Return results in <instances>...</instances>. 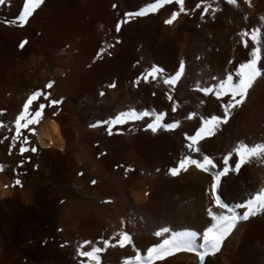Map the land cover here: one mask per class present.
I'll return each instance as SVG.
<instances>
[{"label":"bare ground","instance_id":"6f19581e","mask_svg":"<svg viewBox=\"0 0 264 264\" xmlns=\"http://www.w3.org/2000/svg\"><path fill=\"white\" fill-rule=\"evenodd\" d=\"M170 18L168 15L161 19L165 32L170 30L165 20ZM12 20L16 18L3 14L0 9V68L7 69L11 57L22 50L38 52L56 66L53 69L58 75L64 76L69 93L91 79L103 84L115 83L116 87L108 90L107 96L104 95L114 104L113 118L122 111L132 109L137 112H163L166 113L164 123L178 122L179 126L153 133L147 128L153 120L150 116L116 125L112 128V135L106 130L102 137H97L95 131L88 133L82 129L75 115L61 112L58 116L68 119L70 124H59L54 119L42 120L43 123L37 126L38 134L25 135L30 143L23 145L24 138L12 139L15 136V119L22 112L21 108L13 115L4 113L0 117V122L5 125L0 127L5 134L0 145V164L6 165V171L0 173V264H81L84 258L78 255V250L85 241L102 246L96 234L91 208L77 197L79 184L90 188L95 199L104 201L102 212L106 224H117L121 232H127L132 237V246L128 244L121 248L117 245L102 252L101 264H125L127 258L135 256V247L146 254L149 247L163 239L154 234L162 227L200 233L210 227L212 220L208 209L211 207L217 213L223 211L215 206L211 194V175L195 166H190L177 176L169 173V169L176 167L187 155L202 159V141L198 145L199 152H190L187 147L190 141L186 138L195 135L201 126V92L192 90L180 81L174 87L167 85L142 100L126 84L130 78H137L136 68H126L121 59L106 58V45L102 47L101 37L86 31L82 21L83 25H66L60 17L50 15L47 16L45 28L38 29L34 23L26 27L6 23ZM25 39L29 43L21 49L19 44ZM188 41L186 32L178 34L176 70L184 60ZM143 51L146 49H140L134 43L129 51L130 57L136 61ZM26 102L23 100L22 105ZM258 102L259 96L253 95L240 109L243 114L254 115L259 107ZM174 107L175 111L172 110ZM191 113H196V116L188 119ZM263 125L262 119L255 125L256 131L247 143L249 146L262 143L259 132ZM225 129L222 125L216 131L214 138H217V142L227 141ZM21 131L26 132L25 129ZM91 140L101 141L102 148L94 147ZM13 145L18 146L19 152L8 156ZM21 146L29 149L36 147L37 151L29 150L21 155ZM51 148L58 149L60 153L50 151ZM252 160L260 162V158ZM11 165L15 167L11 168ZM251 172L247 189L264 188V165L260 167L258 163V167H251ZM17 177L22 187L11 186ZM190 183L197 194V201L192 202L194 205H186L183 199ZM242 183L238 176H233L232 191L226 190L223 182L219 192H223L224 197L236 205L238 198L246 197ZM5 185L8 187L5 188ZM238 209L242 213L246 210ZM250 225V219L241 221L225 239L221 251L211 258H220L221 264H241L242 251L246 249L253 230ZM91 246H85L82 250H91ZM197 260L194 253L180 252L157 264H198ZM209 263L207 261L206 264Z\"/></svg>","mask_w":264,"mask_h":264},{"label":"rangeland","instance_id":"374dc122","mask_svg":"<svg viewBox=\"0 0 264 264\" xmlns=\"http://www.w3.org/2000/svg\"><path fill=\"white\" fill-rule=\"evenodd\" d=\"M24 2L25 0H6L5 4L0 5V9H2L3 14L17 19L23 10ZM204 2L211 5L207 14L203 13V5L201 8L195 7L196 4L201 3V0H185V12L181 13L177 20L170 25L168 32H165L161 19L168 17V15L171 17L173 12L179 11V5L175 2L166 4L158 11L149 12L144 16L128 17L126 15L127 13L140 11L148 4L155 3V0H44V3L36 10L24 27L29 23H34L38 29H43L47 22V16L50 15L60 17L66 25L70 23L83 25L84 23L82 27L86 31L101 37L102 47L106 45L104 47L107 54L106 58L109 60L121 59L126 68L130 70L136 68L137 78H134V80L130 78L126 84L133 93L145 100L167 86L163 83V79L174 75L177 71L175 66L179 47L176 42L180 32H186L189 40L184 53V60H186H183L185 72L180 81L192 90H196L197 85L215 87L228 74H232L234 80H238L235 73L241 63L251 59L250 53L253 47L250 40L248 41L249 47L244 46L241 33L260 28L261 37L264 40V0H237L235 5L229 4L227 0H204ZM121 21L127 22L122 23L120 31L117 32L116 25ZM134 43L140 49H146L136 61L130 57L129 53ZM262 56H264V48H262ZM43 57L45 56L38 52L22 50L18 55L15 54L11 57L7 69L0 68V83L2 82L0 85V105L4 102L0 106V117L4 113H12L11 115H13L20 110L23 111L22 101H27L33 93L39 91L43 95L33 102L30 111H35L40 104H44L43 122L46 119H54L59 124H70L68 119L58 116L59 113L64 112L66 115H75L81 128L87 130L88 133L95 131L97 137H102L105 131L108 130V125L101 122L113 119L115 114L114 104L108 97L105 98L104 96H107L111 90L112 87H109V85L112 83L104 82L103 84L91 79L86 84L84 83L85 85L81 84L74 92L69 93L67 83L63 79L64 76L58 75L54 70L56 66L52 65L46 57ZM153 65L163 68V75L154 83L153 81L144 82L141 79L143 74ZM262 67H264V60H262ZM138 79L141 80L139 84L136 83ZM49 83H52L51 88L47 87ZM101 92L104 95H100ZM200 94H202V118H209L213 115L222 116L223 105L231 99L230 96L217 99L214 94L205 95L203 92ZM253 95L259 96L258 110L254 115L243 114L240 109L241 106L247 104ZM52 100H59L60 103L52 105ZM243 104L232 109L228 122L220 125L226 128L227 141L217 142V138H214L215 135L202 140V157L208 154L217 164L216 171L221 170L223 159L229 152L233 153L229 165L234 167V162L238 160L234 148L241 142L247 144L253 135L252 133L256 131L254 129L255 125L261 119L264 120V75L256 79ZM46 111L47 113H45ZM94 124L98 126L93 127ZM37 126H30V128H37ZM25 131L21 135L22 138L31 133L29 129H25ZM2 132L3 130L0 129V145L3 144L5 136ZM259 133L262 136V143H264V128ZM91 144L96 148H102L101 141L91 140ZM17 147L14 145L8 156H14L18 151ZM214 148H217V150ZM50 151L60 153L55 148H51ZM250 162L244 164L239 172L232 171L222 180V183L224 182L226 186L225 189L229 191H232L231 180L233 176H238L239 181L243 182L245 188L243 195L246 197L238 198L236 205L234 201L225 198L223 192H220L224 202L229 207L234 208L238 214L243 213L239 211L237 206L246 203L249 198L259 191L255 188H252V190L247 189V187L251 180V167H258V163L260 167L264 165V158H260V162L253 160ZM14 167V165H11V168ZM77 197L91 208L97 232L95 233L99 236L100 241L106 238L115 244L119 240L117 234L121 230L117 224H106L102 212V208L105 206L104 201L95 199L92 190L81 184L77 187ZM183 197L186 205H194L192 202L197 201V194L192 183L186 188ZM250 220V226L253 230L249 235L246 249L242 251L241 264H264V213L251 217ZM99 231L101 232L99 233ZM101 245L103 247L102 242ZM110 248L112 247H108L106 252ZM137 249L139 248H134L135 254ZM211 257L206 258L205 264L207 261L210 262L209 264H221L220 258L212 259ZM197 263L199 264V260H197Z\"/></svg>","mask_w":264,"mask_h":264},{"label":"snow or ice","instance_id":"6c2138e0","mask_svg":"<svg viewBox=\"0 0 264 264\" xmlns=\"http://www.w3.org/2000/svg\"><path fill=\"white\" fill-rule=\"evenodd\" d=\"M173 2L179 5V11L173 12L171 18L165 20V24L171 25L175 20H177L181 13L185 12V0H155V3L148 4L140 11L127 13L126 15L128 17L144 16L149 12H156L160 8L164 7V5L171 4ZM227 2L233 5L237 4V0H227ZM5 3L6 0H0V5ZM43 3L44 0H25L23 10L19 14L18 18L16 20L6 21V23L9 25L24 27ZM202 5L203 13L207 14L211 5L206 4L204 0H201V3L196 4L195 7L201 8ZM126 22L127 21H121L117 23L116 31H120L121 24ZM241 37L245 47H249V40L251 41L253 47L250 53L251 59L245 63H241L235 73L238 80H234L233 75L228 74L227 77L222 79L215 87H201L197 85V89L205 95L214 94L217 99L230 96L231 99L228 103L223 105L222 116L213 115L209 118H202L201 126L196 131L195 135L186 137L190 141L187 145L190 152H199L200 148L198 145L200 141L204 140L206 137L215 135L219 126L228 122L231 110L244 103L248 92L252 88L256 79L264 75V67H262V60H264V56H262L264 40H262L261 37V29L255 28L251 32L245 31L241 33ZM245 37L247 39H244ZM28 43L29 41L27 39L22 40L19 47L23 49ZM184 72L185 64L181 61L175 74L164 78L163 83L169 85L170 87H174L180 81ZM163 73V68L153 65L146 73L143 74L141 79L144 82L155 81L162 76ZM140 82V79L136 81L137 84ZM47 87L51 88L52 83H49ZM109 87L114 88L116 85L115 83H112ZM42 95L43 93L39 91L33 93L23 105V111L15 119V136L12 137L13 141L21 137L22 129H29L32 135L38 134L37 128H30V126L39 125L42 122L44 119L45 105L40 104L38 109L35 111H30V106ZM100 95H104V93L101 92ZM169 99L171 100L172 97L169 96ZM58 103H60L59 100L51 101L52 105H56ZM172 110L175 111V107ZM165 115L166 113L163 112H137L132 109L129 111H122L113 119L106 120L101 123L108 125L109 135H112V128L116 125H123L129 121H137L150 116L153 117V120L147 125V128L153 133L160 129L173 130L179 126L178 122L172 124L164 123L163 121L165 119ZM195 116L196 113H191L188 116V119H193ZM92 126L96 127L98 125L94 124ZM0 127H5V125L0 122ZM5 139H7V137H5ZM29 143L30 141L28 140V137L24 136L23 145H27ZM29 150L36 152L37 148L32 147L29 149L25 146L20 147L21 155ZM234 152L238 157V160L234 162V167L229 165V160L233 155L232 152H229L228 155L224 157L223 167L219 171H215L217 164L208 155H204L202 159H194L191 155H187L179 161L176 167L169 169V173L172 176H177L181 172H186L190 166H195L198 170L211 175V194L214 197L215 206L216 208L223 209V211L219 213L214 211L211 207L208 209V215L212 220L211 226L207 227L202 233L189 229L176 231L169 227H162L154 234L156 237H163V239L159 243L149 247L146 254H142L141 251L137 249L135 256L127 258L125 264H157V262L164 261L168 257L174 256L180 252L194 253L198 257L199 264H205L207 257L215 256L221 251L223 242L232 233V231L237 228L241 221H248L251 217L264 213V188H261L254 196L249 198L246 203H242L237 206L246 209L243 214H238L234 208L229 207V205L221 198L219 189L223 178L227 177L232 171L239 172L244 164L249 163L254 158H264V143L249 146L248 144L241 142L234 148ZM131 170L132 169H126V171ZM5 171L6 165L0 164V173ZM92 183L95 184L96 181L93 180ZM11 186L22 187V182L17 177L13 180ZM7 187L8 185H5V188ZM117 235L119 236V240L116 241L115 244H113L111 240L105 239L102 241L103 247L95 246L91 241H85V244L81 246V250H78V255L84 258L81 260V264H101L100 254L106 251L108 247H115L118 245L123 248L128 244H132V237L127 232H120ZM198 241L200 242L198 243ZM88 245H92L91 250H82ZM133 247H135V245H133Z\"/></svg>","mask_w":264,"mask_h":264}]
</instances>
